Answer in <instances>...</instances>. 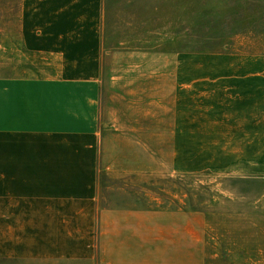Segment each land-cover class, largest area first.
<instances>
[{
	"label": "rangeland",
	"instance_id": "obj_1",
	"mask_svg": "<svg viewBox=\"0 0 264 264\" xmlns=\"http://www.w3.org/2000/svg\"><path fill=\"white\" fill-rule=\"evenodd\" d=\"M91 5H71L70 19L86 7L89 25ZM26 9L27 0H0V80L14 84L0 100L20 114L22 79L55 77L71 57L24 47ZM97 24L99 209L194 213L204 264H264V172L244 169L238 145L214 126L242 119L234 90L264 67V0H103ZM11 114L0 148L18 152L20 114Z\"/></svg>",
	"mask_w": 264,
	"mask_h": 264
},
{
	"label": "crops",
	"instance_id": "obj_2",
	"mask_svg": "<svg viewBox=\"0 0 264 264\" xmlns=\"http://www.w3.org/2000/svg\"><path fill=\"white\" fill-rule=\"evenodd\" d=\"M40 1L27 0L24 47L49 55L69 49L71 57L55 77L22 79L21 114L18 104L12 111L10 102L0 100V134L11 111L20 114L18 152L0 148V264H204L200 215L99 209L97 19L103 0H56L64 2L56 9ZM81 1L92 3L89 25H81L87 5L70 19L71 5ZM64 17L70 23L59 30ZM256 70L234 90L242 98V119L225 115L214 126L226 130L216 135L230 137L228 146L238 145L244 169L263 173L264 67ZM13 85L0 80V92ZM221 99L229 111V101ZM28 143L31 148H20ZM14 158L18 164L8 163Z\"/></svg>",
	"mask_w": 264,
	"mask_h": 264
},
{
	"label": "trees",
	"instance_id": "obj_3",
	"mask_svg": "<svg viewBox=\"0 0 264 264\" xmlns=\"http://www.w3.org/2000/svg\"><path fill=\"white\" fill-rule=\"evenodd\" d=\"M3 1V3H5V0H2Z\"/></svg>",
	"mask_w": 264,
	"mask_h": 264
}]
</instances>
